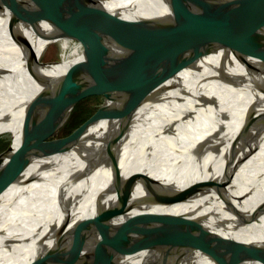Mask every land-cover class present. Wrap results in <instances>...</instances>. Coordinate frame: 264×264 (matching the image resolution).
Wrapping results in <instances>:
<instances>
[{
	"label": "water",
	"instance_id": "95a60500",
	"mask_svg": "<svg viewBox=\"0 0 264 264\" xmlns=\"http://www.w3.org/2000/svg\"><path fill=\"white\" fill-rule=\"evenodd\" d=\"M161 1L166 14L127 21L109 12L102 0H0V8L11 12V21L34 26L43 22L55 34L52 41L73 39L85 46L76 57L37 63L36 67L51 66L59 74L74 62L66 73L57 77H36L44 82V87L29 95L26 100L29 107L49 101L54 108L32 127L27 126L17 145L0 153V187L10 183L32 157L46 152L73 158L72 162H64L65 166L80 170L82 177L85 172L104 165L113 174L111 191L123 190L116 202L107 207L100 204L91 222L85 219L76 223L71 230L70 251L65 252L67 244L62 242L69 232L62 231L52 249H47L44 257L32 264H137V260L139 264H205L209 259L215 264L246 261L264 264V244H241L223 238L230 225L246 222L258 212H264L263 206L254 213L244 207L258 185L255 181L258 171L249 172L250 165L238 175L243 177L240 184L245 185L241 195L237 197L229 190L237 172L261 148V155L255 161L256 165L264 163V0ZM211 54H234L241 64L253 66L249 99L233 112L220 137L207 138L211 143L209 149L185 161L171 163L176 170L185 167L183 178L193 182L176 193L153 188L143 201L140 198L132 202L131 192L139 180L149 184L158 181L147 171H137L123 179V150L119 143L131 123L122 121L124 113L131 112L133 116L148 102L161 81L182 69L200 66L229 69L240 64L204 61ZM249 57L255 58L254 64ZM97 95L105 100L90 119L71 134L52 138L80 100ZM102 120L110 121L112 129L120 128L101 141L105 143L103 152L99 150L97 155L85 150L89 154L84 155L75 150L74 147L88 140L87 129ZM144 156L146 153L141 154ZM200 194L204 197L200 218L173 216L168 234L155 243L132 244L120 252L110 246L102 247L97 253L79 254L91 231L110 217H124L123 213L143 202L168 204L174 199L186 201ZM140 217L143 218L137 219V231L146 226L148 217L156 216ZM120 229L116 225L109 229L110 244Z\"/></svg>",
	"mask_w": 264,
	"mask_h": 264
},
{
	"label": "bare ground",
	"instance_id": "6f19581e",
	"mask_svg": "<svg viewBox=\"0 0 264 264\" xmlns=\"http://www.w3.org/2000/svg\"><path fill=\"white\" fill-rule=\"evenodd\" d=\"M146 1L149 0H102L105 8L117 16L130 11L135 12L134 15L148 14L154 4L161 2L151 0L143 5ZM131 7L134 9L127 10ZM11 19V12L0 8V135L17 130L21 132V139L27 126L32 127L36 120L54 108L49 101L29 107L26 101L29 95L44 87V82L37 81L36 77H57L66 73L74 62L59 74L51 66L36 67L53 42L54 32L43 22L34 26L18 23L15 19L12 23ZM248 59L254 64L255 58ZM214 60H225L231 65L240 63L234 54H211L204 61ZM252 72V65L241 63L229 69L219 66L187 67L161 81L148 102L140 106L133 116L131 112L124 113L122 121L131 123L119 143L123 150V179L134 172L147 171L158 181L149 184L139 180L131 192L132 202L140 198L143 201L154 189L176 193L193 182H186L183 178L185 167L181 171L176 170L171 163L200 155L211 147L207 138L223 134L233 112L246 98L249 99ZM34 73L38 75L33 77ZM110 123L102 120L90 126L85 132L88 140L74 147L75 150L84 155L89 154L87 150L92 154L100 150V153L105 145L101 141L108 137V133L113 135L120 129L117 126L112 129ZM168 133H171L170 137H167ZM262 150L245 162L229 186V190L238 197L245 189V185L240 184L243 182V177L238 176L240 172L249 165V172L258 171L255 180L258 185L244 204L253 213L260 206L264 207V163L257 162L256 165L255 161ZM144 153L146 156L141 157ZM72 160L42 152L40 156L32 157L10 183L0 187V264H32L41 260L47 249L56 244L62 231L69 232L62 242L67 244L65 252L70 251L71 230L76 223L85 219L91 222L100 204L107 207L122 195L123 190L118 193L111 191L114 180L109 168L105 169L103 165L92 172H85L82 177L80 170L65 166L64 162ZM203 201L200 194L186 201L174 199L168 204L143 202L123 213L124 217H110L101 222L97 229L91 231L79 254L97 253L102 251V247L110 246L120 252L132 244L155 243L168 234L173 216L200 218ZM145 214L156 217H148L146 226L137 231V219ZM113 225L121 229L115 232L114 243L110 244L109 229ZM223 238L241 244H264V212H258L255 218L246 222L230 225ZM136 263L139 264V260ZM204 263L215 264L212 259ZM241 264L262 263L246 261Z\"/></svg>",
	"mask_w": 264,
	"mask_h": 264
},
{
	"label": "rangeland",
	"instance_id": "374dc122",
	"mask_svg": "<svg viewBox=\"0 0 264 264\" xmlns=\"http://www.w3.org/2000/svg\"><path fill=\"white\" fill-rule=\"evenodd\" d=\"M135 12L130 11L119 16L122 19L138 20ZM124 15L130 16L125 17ZM156 16V14H149L148 16ZM128 21V20H127ZM85 46L82 42L73 39H63L53 41L42 55L41 62L60 61L63 59H70L76 57L84 50ZM104 97L101 95L90 96L80 100L74 107L68 120L61 126V128L53 135L52 138L64 137L76 129L81 127L88 119H90L104 103ZM163 117V116H162ZM165 119V116H164ZM20 131L13 130L0 135V153L12 145H17L20 142Z\"/></svg>",
	"mask_w": 264,
	"mask_h": 264
},
{
	"label": "trees",
	"instance_id": "16d2710c",
	"mask_svg": "<svg viewBox=\"0 0 264 264\" xmlns=\"http://www.w3.org/2000/svg\"><path fill=\"white\" fill-rule=\"evenodd\" d=\"M150 1H151V0L144 2L143 5H147V4H149ZM149 14H156V15H163V14H166V10H165V7H164V4L162 3V1L159 2V3L154 4V5L149 9V13H148V14H140V15L136 14V15H137V17H138V19H139L141 16H146V15H149ZM124 16H127V15H124ZM129 21H132V19L129 20Z\"/></svg>",
	"mask_w": 264,
	"mask_h": 264
},
{
	"label": "flooded vegetation",
	"instance_id": "af4514ba",
	"mask_svg": "<svg viewBox=\"0 0 264 264\" xmlns=\"http://www.w3.org/2000/svg\"><path fill=\"white\" fill-rule=\"evenodd\" d=\"M121 16H123V14H122ZM125 17H127V18H128V17H130V16H125ZM127 20H131V19H127Z\"/></svg>",
	"mask_w": 264,
	"mask_h": 264
}]
</instances>
